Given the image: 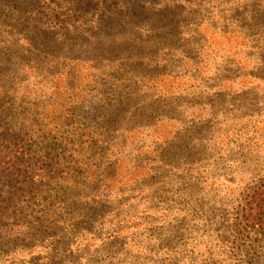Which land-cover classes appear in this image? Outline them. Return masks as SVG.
I'll return each instance as SVG.
<instances>
[{"label":"rangeland","instance_id":"374dc122","mask_svg":"<svg viewBox=\"0 0 264 264\" xmlns=\"http://www.w3.org/2000/svg\"><path fill=\"white\" fill-rule=\"evenodd\" d=\"M73 4L0 0V74L29 77L26 108L76 63L78 103L48 128L82 158L76 188L41 182L4 225L0 264H264L241 222L264 184V0Z\"/></svg>","mask_w":264,"mask_h":264},{"label":"trees","instance_id":"16d2710c","mask_svg":"<svg viewBox=\"0 0 264 264\" xmlns=\"http://www.w3.org/2000/svg\"><path fill=\"white\" fill-rule=\"evenodd\" d=\"M80 1L73 0L71 9L76 8ZM111 1L115 0H86L88 5L93 3V6L100 7L103 11L111 9L109 8ZM117 1L127 13L132 11L127 6V0ZM130 1L132 4L128 5L131 7L139 2ZM35 29L40 38L51 37L50 32L40 31L39 26ZM24 42L25 46L31 48L36 43L31 44L30 39ZM38 42L49 44L43 40ZM8 61L0 60V68L13 64ZM72 64V68L58 75L62 83L52 87V98L40 101L41 104H34L33 109L26 108L31 104V97L37 94L25 85L29 77L22 73L18 77L7 79V76L0 74V234L5 224L21 223L30 218L29 200L35 196L41 182L58 180L57 185L61 187L65 185V189L68 187L74 189L77 186L76 180L82 171V158L77 140L70 136L75 131L64 132L62 130L66 124L64 121V124L48 128V125H52L48 118V107L55 105L57 108L54 112L61 113L64 102L78 103L79 77L76 63ZM19 69V66L14 67L15 71ZM42 92L43 89L39 94ZM39 97L42 98L40 95ZM54 145L59 152L56 154L57 158L52 155ZM87 177L92 179V174L89 172ZM78 184L81 186L82 183ZM241 222L245 231L264 240V184L258 186L247 197L242 209ZM9 232L11 233V230ZM14 234L19 232L15 231ZM2 240L3 237L0 236V242ZM43 260L39 258V264H43Z\"/></svg>","mask_w":264,"mask_h":264}]
</instances>
